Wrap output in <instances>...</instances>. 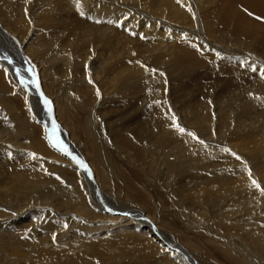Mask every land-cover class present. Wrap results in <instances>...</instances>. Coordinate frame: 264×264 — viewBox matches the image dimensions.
<instances>
[{
  "label": "bare ground",
  "instance_id": "bare-ground-1",
  "mask_svg": "<svg viewBox=\"0 0 264 264\" xmlns=\"http://www.w3.org/2000/svg\"><path fill=\"white\" fill-rule=\"evenodd\" d=\"M0 1L2 6L4 5L3 11L0 9L3 12L2 16L7 17L6 22L8 20L12 27L7 26L13 29L12 31L7 30L8 33L6 34L9 38L7 42L9 41L10 45H7L6 41L2 42V39L0 40V54L7 56L4 58H9V60H24V66L16 74L11 73L10 68L6 67L4 63L3 65L21 86L25 85L32 91L31 95L28 96V102H33L32 105L37 107V117L34 119L36 121L40 120L42 114L40 102L41 98H44V94L42 93V97L35 92V86L26 75L25 64L40 73L46 96L50 97L52 94L57 96V108H54V112L56 122L58 121L56 129L59 131L61 140L67 142L78 153V159H81L86 166L88 165L90 170V174H88L86 168L83 170L80 166L82 180H76L77 175L74 178L73 175L75 174L72 172L75 169H71L69 167L71 165H68L71 163H66V166H63L61 163L65 162L55 158L43 140H33L31 137L34 136H31L32 134L29 132L26 133L28 128L25 126L28 123H25L23 118H15L11 114L15 110L13 111L5 94L7 87L6 80H4L6 70H4L5 68L3 69L4 72L0 70V91L4 92L0 94V99L5 106L4 112L11 115L10 117L7 116L5 120L8 123H15V125L11 124V128L18 129L19 137L23 138V142L17 140L16 143H23L35 151L53 155L51 158L41 161V159L39 160L40 156L34 158L26 152L25 154L15 153L4 140V138L8 139L7 134L10 127L5 132L0 130V258L5 261L7 258L14 259L17 264H30V257L33 261L37 256L38 258H47L62 255L65 256L64 259L58 258L61 264H76V255L81 253L84 258L83 264H93L90 261V258L93 257L88 256H95V254L101 258L104 257L103 264H105V253L99 254L103 250L100 251L99 246L93 245L92 241L90 244L87 243L85 234L98 232L99 229L103 230V227L106 226L105 223H108V227L110 226L109 219H116L119 224L126 227L124 228V237L127 236L134 241L137 240L136 238H140V241L144 242L146 237H137L131 227L128 229V222L126 221V219L141 218L139 221H144V226L150 228H148L147 234L153 235L155 240L158 236L160 242L166 244L169 249L179 251L182 254L181 257L190 258L188 260L190 263L215 264L211 263L207 256L199 252L188 251L173 241L174 238L176 240L175 235L169 236L170 231L161 230L160 227L155 226L152 218L147 213L146 215L143 213L145 210L142 212L135 209L136 207L131 208L138 205H135L136 202L134 201L140 199L146 201L148 199L149 207L152 209V202L149 198L154 196L155 189L159 191L157 192L159 202H162V205L165 204L161 211L162 220L159 223L161 226L167 223L163 217L173 223L174 221L179 222L186 229L185 232L180 230L182 233L180 237L183 238L181 241L185 242L186 245H190L185 239L188 232L192 231L190 232L191 235L195 236L194 234H199L201 227H203L204 233L213 235L218 241L226 242L229 248L225 249V253L232 259V261L229 260L231 264H244L240 262V256H244L243 254L247 253L250 248L243 247V244H239L237 241L238 239L232 242L231 238L221 235L217 229L208 226L207 223L203 226V220H198L199 218L195 214L190 213L191 209L187 211L184 209L185 207H182L190 200L193 205L202 207L204 204L202 197L209 198L208 200L215 198L220 201L223 198L228 197L229 200V197H232L229 200L232 208L227 210L225 214L233 215L231 220L233 225L247 221L245 227L248 229L244 226L241 229L238 226L235 228L237 227V231L241 234L248 233L247 238L250 242L251 238L253 239L252 247L264 258V227L259 223L262 216L258 212L259 208L264 207V169L260 176L256 173L254 166L251 165V161L247 164L248 167H243L241 164L242 161H246L244 158L251 157L256 163L260 160L257 166L261 168L263 166L261 161H264V119L253 122L255 115H258L255 113L252 118L250 117L251 121L247 122V117L252 114L251 112L255 111L254 109L259 110V107L264 105V77L261 76V69H264V59L259 55L262 54L261 52L264 53V0ZM16 7L22 12L24 10L25 15L23 13L16 15ZM206 10H209L210 21L208 24H204V27H208V29L204 31L205 29L199 25L197 29L192 28L194 24L191 21L194 18L198 20L201 13ZM81 12L84 14L81 15ZM258 17L260 19H257ZM39 20L41 30H37ZM218 21L225 28L223 32L216 30L215 22ZM125 28L131 32H125ZM1 35L5 36V34ZM155 43L160 46L154 48ZM10 47L13 49L10 50ZM156 48H158V52ZM249 49L254 53H251ZM255 51H259V54H256ZM15 52L16 56L14 55ZM106 52L107 56L105 55ZM21 54L25 57H21ZM118 56L126 61L123 62L122 66L118 64V61H121L117 60L119 59ZM105 61H109L111 67H108ZM8 62L15 71L17 66L10 61ZM96 63L99 66L94 68ZM172 64L174 67L178 64H197L208 67V70L218 65L229 67V78H226L229 83L227 84L235 85V89L239 88V91L231 94V97L240 93L237 97L249 96L250 98L240 102L235 101V98L233 102L223 98L224 100H218L221 103L215 105L214 110H212L214 105L206 103L203 112L197 110L193 112L192 116L187 114L188 117L197 119L196 122L198 123L194 125L197 130H194L188 127L191 126L190 124H183L178 115V110L173 106L174 103L171 99L173 89L170 84L167 86V82L170 83L171 73L176 71V69L173 71ZM158 66L160 67L158 68ZM253 67L256 69L255 74L252 70ZM233 71L237 72V75L230 78ZM110 76L111 79L108 78ZM175 76L178 75L175 74ZM12 77L10 76V78ZM179 82L181 83V81ZM71 88L81 92L84 98L89 95L91 102L89 109H87L89 102L81 105L83 101L77 98L79 96L74 97V94L72 95L73 92L69 90ZM174 88L176 89V87ZM145 89L148 90L145 91ZM128 93H131L132 96H129ZM95 95L103 96V99L100 97L102 104L107 101L115 107L126 103L127 106L124 111L133 108L135 100H137L134 112L128 114L130 115L131 128L134 131L126 132L125 121L122 124L119 122L113 125L115 121L111 120L113 123L110 129L107 128L108 126L106 127V124L103 127L104 125L99 122L100 120L96 121L92 115L96 113L100 115L102 111L98 107L97 112L95 111L94 102L95 99H98L94 97ZM149 97L151 102H148ZM70 100L76 102V107H81L79 108L80 111L74 112ZM141 102L145 103V107L150 111L149 117L144 116L145 113L142 112L144 108L138 107V104L142 105ZM154 102L158 104L157 109L154 107ZM233 104H238L243 108V115L238 113L233 117L232 112L227 110ZM248 104H250L249 107L246 106ZM62 113H65V119L60 116ZM111 114L108 115L109 118ZM184 114L186 115V113ZM103 115L102 120L104 121L105 113ZM58 116L62 118V122L65 121V125H59ZM122 117L124 118V116ZM47 120L50 122L48 118ZM105 121L107 122V120ZM233 122H235V128L231 131L234 126ZM181 128L184 129L183 132L179 130ZM215 132L220 135L217 134L216 138L213 139V136L216 135ZM129 134L138 143L139 141L149 142V148L146 146L144 149H139V154L150 153L149 158L153 157L157 162L156 168L153 170V180H157L149 183L153 189L147 185V189L142 191L145 188V183H148L151 178L142 175L140 169L142 162L137 163L136 157L112 158L117 156V151H121L122 155L125 154L126 144L132 143L130 136H127ZM258 134L261 137L256 145L253 143L252 135L257 138ZM19 137H16L15 140ZM245 138L249 139L248 143H238L237 146L229 144V141L237 139L243 141ZM76 141H84L85 145L81 146ZM243 150L246 151L245 155L242 153ZM38 151L36 152L38 153ZM169 157L173 158L172 163L169 162ZM65 159L67 160V158ZM68 160L71 161V159ZM145 165H148V162ZM152 165L154 166V163ZM222 165L225 166L222 167ZM124 167L127 168V172H125ZM55 172L66 178L68 175L69 179H64L65 181L58 179L60 175ZM74 172L76 173V171ZM178 175H185V177L192 175V177L199 178L201 185H194L193 192L196 195L194 199L185 196L188 194H185V191L178 194L177 180H172L174 176L177 177ZM118 181L120 185L117 186L116 182ZM253 181H256V184H253ZM85 183L88 188L85 187ZM94 183L99 184V188L102 190L98 189L97 191V186H94ZM79 184H83L84 187ZM163 185H166V189ZM190 185L192 186V183ZM175 189H177V193H174L176 196H172ZM98 196L105 200L106 206L119 213L110 212L112 215H108L105 211V203H99ZM132 197L134 200L131 199ZM91 199L99 208L93 204ZM166 202H170L173 207L175 206L171 212L167 211ZM223 202L225 201L223 200ZM32 216L36 218L32 219ZM122 222H126V224ZM109 234L115 235L116 233ZM236 235L240 236L237 233ZM82 236L84 238H81ZM74 237L80 240L78 243L76 242L77 245L69 241ZM207 237L209 238V236ZM55 243H60L58 245L62 244L61 246L64 247L58 246L60 247L58 248ZM18 247L25 250L23 252L17 250ZM122 254L118 253L120 256ZM34 255L35 257H33ZM175 255L173 256L175 257ZM129 256L131 259L132 256ZM173 256H162V261L166 262L168 257L170 259ZM115 258L117 257L115 256ZM4 260L0 264H3ZM263 262L264 260L258 263L250 259L248 264H263ZM55 264L59 263L56 262Z\"/></svg>",
  "mask_w": 264,
  "mask_h": 264
},
{
  "label": "rangeland",
  "instance_id": "rangeland-1",
  "mask_svg": "<svg viewBox=\"0 0 264 264\" xmlns=\"http://www.w3.org/2000/svg\"><path fill=\"white\" fill-rule=\"evenodd\" d=\"M204 1V0H203ZM0 4H1V6H0V9L3 11V9H4V5L2 6V2L0 1ZM16 11H18V12H16L15 11V13H16V15H18L19 13H23L24 14V10H23V12H22V10H20L19 8H17L16 7ZM206 9V8H205ZM241 9L244 11V9L241 7ZM1 10H0V40L2 41V42H7V40H9V38H8V36H6V34L8 33L7 32V30H13L11 27H12V25L10 24V23H8V20H7V22H6V19H7V17L4 15V17H5V20H4V17L2 16V13L3 12H1ZM21 12H20V11ZM209 10H206V11H204L203 13H201V17L197 20L196 18H194L193 19V21H191L194 25L192 26V28H196L197 29V26L199 25V27H201L202 26V28H204L205 30L204 31H206L207 29H208V27H204L205 25H206V23L208 24V22L210 21V17H209ZM205 16H204V15ZM208 14V15H207ZM251 14V13H250ZM25 15V14H24ZM3 18H2V17ZM2 18V19H1ZM196 19V20H195ZM202 20V21H201ZM204 20V21H203ZM3 21V22H2ZM197 21V22H196ZM201 21V22H200ZM4 22H6V24H4ZM12 23V22H11ZM198 23V24H197ZM201 23V24H200ZM197 24V25H196ZM205 24V25H204ZM11 26L10 28L8 27V26ZM39 25H40V20L38 21V26H37V30H41V25H40V27H39ZM215 27H216V30H219L220 32H223V30H225V28H224V26H223V24L220 22V21H218V22H215ZM40 28V29H39ZM4 29H6V30H4ZM120 30H122V29H120ZM125 30V32H131V31H129V29L127 30L126 28L124 29ZM1 34H5V36H2ZM128 34V33H127ZM3 37V38H2ZM5 39V40H4ZM2 44V43H1ZM7 45H10V42L8 41L7 42ZM12 45V44H11ZM158 45V46H157ZM156 45V43L154 44V48L155 47H159L160 45L159 44H157ZM13 46V45H12ZM118 47H120V45H118ZM11 49H13V47H10V50ZM158 48H156V50H157ZM252 49V48H251ZM251 49H249L250 50V52L251 53H254V51H252ZM20 50V49H19ZM91 50H93V48L91 47ZM157 52H158V50H157ZM256 52V54H259V51H255ZM262 54H259L260 55V57L262 56L263 57V59H264V53L263 52H261ZM15 56H16V52H15V54H14ZM105 55L107 56V52L105 53ZM1 56H3V57H1ZM0 70L1 71H3L4 72V70H6V72H5V74H6V76H5V79L4 80H6V88H5V94H6V98H7V100H8V102L11 104V106H12V108H13V111H14V113H12L11 112V114L15 117V118H23V120H24V122L25 123H28L27 124V126H25L26 128H28V130H27V132L26 133H28L29 132V134H32L31 136H34V137H31L33 140H36V139H41V140H43V142L48 146V148H49V151H51L53 154H54V157L55 158H57V159H59V160H61V161H63V162H65V163H61V164H63V166H66V163L68 164V163H71V164H68V165H71V166H69V167H71V169H75L74 171H76V173L74 172V171H72L73 172V174H75V175H73L74 176V178L76 177V175H77V177H76V180H78L79 181V179L80 180H82L81 178L82 177H80V176H82V175H80V174H82L81 172H80V170H79V168L77 167V166H75V163L71 160V161H69L68 159V157L65 155V157H64V154H62L61 152H59L57 149H55V148H53L50 144H49V141H48V139H47V136H46V133H45V131H46V127H45V125L47 124H49V122H48V120H47V118L49 119V116H48V113L46 112V110H45V107H44V103H43V98H41L42 100H41V109H42V114H41V117H40V120L39 121H36V120H34V119H36V110H37V107H35L34 106V104L32 105V103H30V101L28 102V96L29 95H31V93H32V91L30 90V89H28L25 85H20L19 83H18V81H17V79L16 78H14V76L11 74V73H17V72H19L20 70H21V68L19 67V66H21V65H23L24 66V60L23 61H13L12 59H10L9 60V58H4V57H7V56H4L3 54H0ZM21 57H25V56H23L22 54H21ZM117 58H119V59H117V60H121V61H118L119 63V66H122L126 61L125 60H123V58L121 57V56H118ZM27 60V59H26ZM2 61V62H1ZM8 61H10V62H12L15 66H17V67H15V71L13 70V67H12V65H10L9 64V62ZM15 62H16V64H15ZM19 62V63H18ZM106 62V65L108 66V67H111V64L109 63V61H105ZM122 62V63H121ZM124 62V63H123ZM128 62H130V61H128ZM256 62H258V61H256ZM3 63L6 65V67H9L10 68V71H11V73H10V71L5 67V65H3ZM23 63V64H22ZM259 63V62H258ZM20 64V65H19ZM121 64V65H120ZM129 64V63H128ZM181 65V67H179V66ZM176 67H174L173 66V64H172V66L174 67V69H173V71L176 69V71H175V73L174 72H172L171 73V79H170V83L169 82H167V86H168V84H170V86L172 87V96H171V99H172V102L174 103L173 104V106L175 107V109L176 110H178V115H179V117L181 118V120H182V122H183V124H185V125H188V124H190L191 126H188V127H191L192 129H194V130H197V127L196 126H194V125H196L198 122H196L197 121V119L196 118H190V117H188L187 116V114L188 115H190V116H192V114H193V112L194 111H200V112H203V110H204V106L206 105V103L208 104V103H210L211 105H214V107H213V109L212 110H214V108L216 107L215 105H218L219 103H221V102H219L221 99H228L229 101H231V102H233L234 101V98H235V101H238V102H240V101H242V100H249V96H243V97H237L238 96V94H240V93H238L235 97H231V94H233V93H237L238 91H239V88H237V89H235V85H229V84H227V83H229L228 82V80L226 79V78H229V75H228V69H229V67L228 68H226V67H224V66H222V65H218V66H214V67H212V68H210L209 70H208V67H206V66H202V65H197V64H192V65H188V64H178ZM207 65H209V64H207ZM22 66V67H23ZM89 66V65H88ZM97 66H99V64L98 63H96V65L94 66V68L95 67H97ZM188 66V67H187ZM194 66V67H193ZM210 66V65H209ZM264 66V65H263ZM25 67H27V68H29V66L28 65H26L25 64ZM160 66H158V68H159ZM5 68V69H4ZM19 68V69H18ZM184 68V70H182ZM243 68V67H242ZM4 69V70H3ZM40 69V68H39ZM41 71V70H40ZM181 71H183V72H181ZM185 71V72H184ZM187 71V72H186ZM221 71H222V75H223V77H222V75H221ZM26 72H27V70H26ZM10 74V76L13 78H10V76H9V74ZM180 73V74H179ZM182 73V74H181ZM184 73V74H183ZM253 73L255 74V72L253 71ZM174 74V75H173ZM175 74L176 75H178V76H175ZM216 74V75H215ZM26 75L28 76L29 75V72H27L26 73ZM183 75H184V77H183ZM235 75H237V72H235V71H233L232 72V74H231V76H230V78H233V77H235ZM109 76V75H108ZM153 76V75H152ZM175 76V77H174ZM180 76H182V77H180ZM220 77V78H219ZM225 77V78H224ZM28 78H29V76H28ZM108 78H110L111 79V76L110 77H108ZM155 78V77H154ZM169 79V78H168ZM108 80V79H107ZM14 81V82H13ZM173 81H174V83H175V85H172V84H174L173 83ZM176 81H178V82H176ZM179 81H181V83L179 82ZM41 82H42V86H43V81H42V77H41ZM252 82V81H251ZM32 83V82H31ZM178 83V84H177ZM183 83H184V85H183ZM232 84H235L234 82H231ZM177 84V85H176ZM181 86H182V88H181ZM22 87V88H21ZM67 87V86H66ZM174 87H176V89L174 88ZM226 88H229V89H226ZM241 88H243V87H241ZM25 89V90H24ZM21 90V91H20ZM71 92H73L72 93V95L74 96V97H76V96H79V97H77V98H79L81 101H83L82 102V104L81 105H84V103H88L87 104V109H89L90 107H91V105L89 106V104L91 103L90 102V98H89V95H86V97L85 98H87V100H85V98H84V96H83V94L81 93V92H78L77 91V89H69ZM73 90V91H72ZM146 90H148V89H145V91ZM175 91V92H174ZM42 92H43V94L44 95H47L45 92H44V89H43V87H42ZM177 92V93H176ZM189 92V93H188ZM4 92H2V91H0V94H3ZM78 93H80V94H78ZM26 94V95H25ZM128 95L129 96H132V94L131 93H128ZM158 95H160V93H158ZM167 95V94H166ZM35 97H36V95H34ZM181 96V97H180ZM81 97V98H80ZM95 98L97 97L98 99H95L96 101L94 102V106H95V111L97 112V107L100 109V111H102V114H100V115H98V113H96V114H93L92 115V117H94V118H96V121H98V120H100L99 122L101 123V124H103L104 126L103 127H105V124H106V127L108 128V129H110L111 128V124L113 123L112 121H115V123H113V125H115V124H117V123H123L124 121V123L126 124L125 125V129H126V132H129V131H134V129L133 128H131V125H130V123H131V120H130V115H128V114H131L132 112H134V109H135V107H136V102H137V100H135V106L133 107V108H131V109H129V111L128 110H125L124 111V108H126V106H127V104L126 103H124V105L122 104V105H118V106H112L113 104L112 103H110V102H107L106 101V103H104V104H102V103H100L101 102V98L103 99V96H99V95H95L94 96ZM101 97V98H100ZM38 98V97H37ZM50 100H51V102H53L54 104H55V106H54V108L56 109L57 108V101H56V99H57V96L55 95V94H52L50 97H48ZM55 98V99H54ZM100 98V99H99ZM150 98V97H149ZM177 98V99H176ZM223 99V100H224ZM240 99V100H239ZM32 100V99H31ZM54 100V101H53ZM74 100L75 101H77V99H75L74 98ZM84 100H85V102H84ZM98 100V101H97ZM176 100V101H175ZM219 100V101H218ZM74 101V102H75ZM12 102V103H11ZM62 102V101H61ZM70 102H71V105H72V109L74 110V112L75 111H80L79 110V108H81V107H76V102L74 103L72 100H70ZM148 102H151V98H150V100L148 101ZM140 104H142V105H139L138 104V107L139 108H141V109H143L144 108V110H142V112L144 111V116H147V117H149V112L150 111H148V109H147V107H145L146 105H145V103L143 104L142 102L140 103ZM180 104V105H179ZM182 104V105H181ZM98 105V106H97ZM106 105V106H105ZM157 103L156 102H154V107L157 109ZM23 106V107H22ZM59 106H60V104H59ZM121 106V107H120ZM125 106V107H124ZM177 106V107H176ZM247 107H249L250 106V104H248V105H246ZM4 104H3V102H2V100L0 99V130L2 129L3 130V132H5L7 129H8V127H10V129L8 130V132L10 133L11 131H13V132H11L9 135L7 134V137H8V139H6V138H4V140L6 141V144L8 145V147L10 148V149H13L14 150V152L15 153H18V154H25V152L26 153H29V154H31V156H33V154H35V158H37V156L39 157V160L41 159V161L42 160H46V159H48V158H51L53 155H51V154H48L47 152H45V153H47V154H45V153H42L41 151H38V150H36V151H38V153L34 150V149H32V147L30 148V147H27L26 145H23V143L22 144H17L16 143V141L18 140V141H22L23 142V138L22 137H19V133H18V129H16V128H11V124L12 125H15V123H8L6 120H5V118L8 116V117H10L11 115H10V113L9 114H7V113H5L4 112ZM73 107H75V108H73ZM183 107V108H182ZM188 107V108H187ZM77 108V110H75ZM115 108V109H114ZM186 108H187V110H186ZM260 109L258 110V109H254L255 111H253V112H251L252 114H250L248 117H247V122L250 120L251 121V118H252V115L253 114H258V115H255L256 117L253 119V122H256L257 120L258 121H263V119H264V105L262 104L260 107H259ZM263 108V109H262ZM117 109V110H116ZM133 109V110H132ZM194 109V110H193ZM218 109V108H217ZM231 109V110H230ZM230 109H227V110H229V111H231L232 112V115H233V117H235V115L236 114H238V113H241L242 115H243V108H241L238 104L236 105V104H233L231 107H230ZM22 110V111H21ZM236 110V111H235ZM31 111V112H30ZM105 111V112H104ZM121 111V112H120ZM131 111V112H130ZM182 111H183V113H182ZM186 111V112H185ZM235 113H234V112ZM152 112H153V109H152ZM188 112V113H187ZM105 113V120H107V122L104 120H102L103 119V114ZM111 113H113V114H111ZM184 113H186V115L184 114ZM190 113V114H189ZM109 114H111L110 115V118H109ZM124 116V118L121 116ZM126 114V115H125ZM262 114V115H261ZM16 115V116H15ZM119 115H120V117H119ZM128 115V116H127ZM60 116H62L64 119H65V113H62ZM60 116H58V120H60L59 121V125H65V121L64 122H62L63 120H62V118H60ZM215 116V115H214ZM35 117V118H34ZM107 117V118H106ZM151 117H153V116H151ZM245 118H246V116H244ZM251 117V118H250ZM258 117V118H257ZM55 118H56V116H55ZM127 118H129V119H127ZM186 118V119H185ZM202 118V117H201ZM257 118V119H256ZM34 121H32V120ZM67 119V118H66ZM124 119V120H123ZM190 119V120H189ZM112 120V121H111ZM130 122H129V121ZM187 120V121H186ZM215 120V119H214ZM255 120V121H254ZM101 121H103V122H101ZM191 121V122H190ZM58 122V121H57ZM190 122V123H189ZM194 122V123H193ZM236 122H237V120H236ZM8 123V124H7ZM186 123H188V124H186ZM235 124V122H233V125ZM193 125V126H192ZM38 127H39V129H38ZM194 127V128H193ZM195 127H196V129H195ZM67 128V127H66ZM213 129H217L216 127H212ZM234 128H235V125L231 128L232 130L231 131H233L234 130ZM249 128V127H248ZM125 129H124V132H125ZM67 130H68V128H67ZM123 131V130H122ZM214 133V132H213ZM216 133V132H215ZM131 134H133L132 132H131ZM131 134H129V135H127L128 137L130 136V138L132 139V143H130V144H126V151H125V154L124 155H122L121 154V151H117V156H113L112 158H114V159H120V158H123V157H128V156H130V157H132V158H135L136 160H137V163L139 162V161H141L142 163H141V168H140V166H139V168L141 169V172H142V175L143 176H146L147 178H151V179H149V181H148V183H145V185H144V187L145 188H143V192L145 191V189H147V185L148 186H150L152 189H153V187L151 186V185H149V183L151 182V181H156L157 179H154L153 180V170H155V165L157 164V162H155V160L153 159V157H150L149 158V154L150 153H142L141 155L139 154V149H144L146 146H147V148H149L148 147V143L149 142H147V143H143L142 141H139V143H138V141H136L135 139L133 140V138H132V136H131ZM217 134H219V133H216V135L215 136H213V139H215L216 138V136H217ZM241 134V133H240ZM28 135V134H27ZM220 135V134H219ZM19 137L18 139H16L15 140V138L16 137ZM254 135H252V140H253V143L254 144H258L259 143V140H260V135L258 134L257 135V138H254L253 137ZM10 139V140H9ZM72 139H75V138H72ZM130 139V140H131ZM237 140H240V141H237ZM237 140H234V141H229V144L231 145V146H237V145H239V144H245V143H248V141H249V139L248 138H245L243 141L241 140V139H237ZM74 141V140H73ZM237 141V142H236ZM25 142H27V141H25ZM76 142H79L80 144H81V146H84L85 145V142L84 141H76ZM239 143V144H238ZM150 146V145H149ZM54 150V151H53ZM142 151V150H141ZM146 152H148L147 150H146ZM56 153H58L57 155H56ZM127 153V154H126ZM242 153L245 155V153H246V151L245 150H243L242 151ZM147 156H146V155ZM262 154V153H261ZM43 155V156H42ZM139 155V156H138ZM144 155V156H143ZM45 156V157H44ZM47 156H49V157H47ZM56 156H58V157H56ZM62 156V157H61ZM80 156V155H79ZM44 157V158H43ZM147 157V158H146ZM43 158V159H42ZM65 158H67V160L65 159ZM171 157H169L168 159L170 160H168L170 163H172L174 160H173V158H171ZM264 158V157H263ZM151 159H153L152 161H151ZM246 161H242L241 162V164H242V166L243 167H248V163L251 161V165L252 166H254V168H255V170H256V173L257 174H259L260 176H261V171L264 169V161H261V162H263V166L261 167V168H259L258 166H257V164L259 163V161L256 163V162H254V159H252L251 157L250 158H244ZM146 162H148V165H145V163ZM150 163V164H149ZM154 163V166L152 165ZM74 164V165H73ZM143 164V165H142ZM75 167H73V166ZM152 166V168H151V166ZM81 166V168L83 169V168H86V172L88 173V174H90V170H89V167H88V165L86 166L85 165V167H84V165L82 164V165H80ZM146 166V167H145ZM225 165H222V167H224ZM258 167V168H257ZM88 169V170H87ZM149 169H150V171H149ZM84 170V169H83ZM124 170H125V172H127V168L126 167H124ZM79 171V172H78ZM250 171H251V169H250ZM71 172V173H72ZM56 173V172H55ZM67 173V172H66ZM57 175H60V176H58V179H62L63 181H65V180H67V178L69 177L68 175H67V178L65 177V176H61V174H59V173H56ZM79 176V177H78ZM181 176V177H180ZM178 175L177 177H173L172 178V180H177V189H178V194H180L181 192H184L185 191V194H187V195H185V196H187V197H189V198H195V193L193 192V190L195 189L194 188V185H201L200 184V181H199V178L198 177H192V175L190 176V175H186V177H185V175L184 176H182V175ZM61 177V178H60ZM63 177V178H62ZM78 178V179H77ZM185 178H189L188 180L187 179H185ZM192 178V179H191ZM65 179V180H64ZM69 179V178H68ZM172 180H170V182H172ZM190 180V181H189ZM107 183V182H106ZM117 183V186L118 185H120L119 184V181L118 182H116ZM144 183V182H143ZM182 183V184H181ZM192 183V186L190 185ZM172 184V183H171ZM188 186H187V185ZM80 185V184H79ZM83 184H81L80 186L81 187H84V185H85V187L86 188H88L87 187V184L85 183L83 186H82ZM264 185V184H263ZM94 186H97V191H98V189H101V188H99V184L97 185V183H94ZM111 186V185H110ZM185 186H186V188H185ZM191 186V187H190ZM163 187L165 188L166 187V185H163ZM111 188V187H110ZM121 188V187H120ZM117 189L119 190V187H117ZM121 189H123V188H121ZM120 189V190H121ZM166 189V188H165ZM177 189H175L174 190V192L171 194L172 196H176L175 194L177 193ZM183 189H185V190H183ZM190 189V190H189ZM102 190V189H101ZM110 190V189H109ZM156 191L153 193V195L155 196H150V198H149V200L152 202V209H151V207H149V201H148V199H146V201L144 200L143 201V199H138L139 201H134V202H136L135 203V205L136 204H138L137 206H132L131 208H135V209H137V210H141L143 213H145V215H146V213H147V215H149V217L150 218H152L151 220H153L154 221V223H155V226H157L158 228L160 227L161 228V230L163 229V230H167V231H170L169 233H171L169 236H172V234L173 235H175V237H176V240H175V238L174 239H172L173 241H175L177 244H179L180 246H182L183 248H185L186 250H188V251H191V252H199V253H201L202 255H205V256H207L208 258H209V260H211V263H215V264H231L230 262H229V260L230 261H232V259H230L229 257V255L227 254L226 255V253H225V249H228L229 248V246L226 244V242L225 241H218L213 235H209V234H206V233H204L203 232V227H201V230H200V233L199 234H194L195 236H192L191 235V233L190 232H192V231H190V232H188V236L186 235V240H188L187 242H189L190 243V245H186L185 244V242H182L181 240L183 239V238H181L180 236L182 235V233L180 232V230H182L183 232H185L186 231V229L183 227V226H181V224L178 222H176V221H174V223L173 222H171V221H169L168 219H166V218H164L163 217V219L165 220V221H167V223L166 224H164L163 226H161L159 223L161 222V220H162V217H161V211H162V209L164 208V205H162V202H159V198H158V194H157V192H159V191H157V189H155ZM111 191V190H110ZM176 191V192H175ZM95 193L97 194V192H96V190H95ZM175 193V194H174ZM189 195V196H188ZM155 199H153V198ZM98 198V201H99V203H105V200L104 199H102V198H100V196H98L97 197ZM156 198H158V199H156ZM168 198V197H167ZM176 198V197H175ZM179 198V197H178ZM203 199V201H204V204H203V206L202 207H200V206H198V205H193V202L190 200L188 203H185L182 207L184 208V209H187V211H189L190 209V213H192V214H195V216L197 217V218H199L198 220H200V221H202L203 222V226H204V224L205 223H207L208 224V226H213L215 229H217V231L218 232H220V234L221 235H225V237H227V238H231V241L232 242H234L235 240H237V241H239V244H243V247H245V248H247V249H249L248 251H247V253H245V254H243L244 256H240V262H243L244 264H248V261L250 260V259H252V261H255V262H262V260H264V258L262 257V255L260 254V253H257L256 252V250H255V248H253L252 247V238H251V242H250V240L247 238V236H248V233L247 232H244L243 234H241V232L239 233V231H237V227L235 228V226H238L240 229H241V227L243 228V226L245 227L246 225H245V223L247 222V221H241V222H239L238 224H235V225H233L234 223H233V221H231L232 220V217H233V215L232 216H228L227 214H225V212L227 211V210H229V209H231L232 208V204H230L231 203V201H229V200H231L232 199V197H229L230 199L228 200V197L227 198H223L221 201L219 200V199H215V198H212L211 200H208L209 198H206V197H202ZM132 200H134V198L132 197L131 198ZM226 199V200H225ZM92 200V199H91ZM131 200V201H132ZM223 200L225 201V202H223ZM141 201V202H140ZM161 201V200H160ZM215 201V202H214ZM227 201V202H226ZM92 202H93V200H92ZM139 202V203H138ZM155 202V203H154ZM192 202V203H191ZM211 202V203H210ZM145 203V204H144ZM158 203V204H157ZM93 204L97 207V208H99L94 202H93ZM109 204V203H108ZM148 204V205H147ZM220 204H221V206H220ZM259 204V203H258ZM111 205V204H110ZM159 205V206H158ZM191 205V206H190ZM192 205H193V207H192ZM227 205V206H226ZM113 206H115V205H113ZM141 206V207H140ZM147 206V207H146ZM186 206H187V208H186ZM188 206H189V208H188ZM196 206V207H195ZM138 207H139V209H138ZM157 207H159V208H157ZM195 207V208H194ZM199 207V208H198ZM142 208V209H141ZM166 208L168 209L167 211L168 212H171L174 208H175V206L173 207V206H171V203L170 202H166ZM210 208V209H209ZM225 208H226V210H225ZM263 208V209H262ZM105 209H106V203H105ZM159 209V210H158ZM203 209V210H202ZM209 209V210H208ZM151 210H152V214H151ZM158 210V211H157ZM194 210H195V212H194ZM196 210H198V211H196ZM200 211H205V212H203V213H201ZM207 211V212H206ZM148 212H150V213H148ZM198 214H197V213ZM222 212V213H221ZM258 212H260V214H261V216H262V219H261V221L259 222L260 223V225L261 226H263L264 227V207H261V208H259L258 209ZM104 214V213H103ZM107 214L108 215H112L110 212H108L107 211ZM115 214H117V213H115ZM263 214V215H262ZM125 215V214H124ZM158 215H159V217H158ZM257 215V214H256ZM114 216H117V215H114ZM152 216V217H151ZM153 216H154V219H153ZM258 216V215H257ZM33 217V216H32ZM31 217V218H32ZM132 217V216H131ZM130 217V218H131ZM158 217V218H157ZM203 217V218H202ZM36 217H33L32 219H35ZM205 218V219H204ZM89 219V218H88ZM100 219H102V218H100ZM103 219H105L104 217H103ZM141 218H136V219H126V221L128 222V229L131 227V230L135 233V234H137L136 236L137 237H139V236H141V237H146V240L144 241V242H141L140 241V238H136L137 240H133L132 238H128L127 236H125L124 237V233H125V230H124V228H126V227H123L124 225H121V224H119V222H118V220H116V219H109V221L108 222H110L109 223V225L111 226H107V224L108 223H105L106 224V226L108 227H103V230L102 229H99V231L98 232H92V233H89V234H85V241H87V243H91V241H92V244L93 245H96L97 247H98V249L100 250V251H102V252H100L99 254H101V253H105V264H170V263H172V264H195V262H192V263H190L188 260L190 259V258H184V257H181L182 256V254L179 252V251H177V250H174V249H169V247L166 245V244H162L161 242H160V239L158 238V236H157V239L155 240V239H153V235H149V234H147L148 233V228L149 227H145L144 226V221H139ZM207 219V220H206ZM114 220V221H113ZM25 222H27V221H25ZM111 222H113V223H111ZM122 223H124V224H126V222H122ZM135 225H134V224ZM170 223V224H169ZM230 223V224H229ZM19 224H21V221H19ZM140 226V227H138V226ZM102 226H104V225H102ZM117 226V227H116ZM136 226V227H135ZM119 227H121V228H119ZM156 227V228H157ZM157 228V229H158ZM184 228V229H183ZM245 228H247L248 229V227H245ZM117 229V230H116ZM121 229H122V231H121ZM150 229V228H149ZM239 229V230H240ZM102 230V231H101ZM116 230V231H115ZM145 230V231H144ZM230 230V231H229ZM235 230V231H234ZM107 233L106 235H105V232ZM121 231V232H120ZM124 231V232H123ZM147 231V232H146ZM234 231V232H233ZM123 232V233H122ZM157 232V230L155 231V233ZM232 232V233H231ZM249 232V231H248ZM109 233H112V234H114V233H116L115 235H111V234H109ZM178 233V234H177ZM195 233H197V232H195ZM234 233V234H233ZM236 233L237 234H240V236L239 235H236ZM99 234V235H98ZM158 234V233H157ZM82 235H84V234H82ZM97 235V236H96ZM101 235V236H100ZM167 235H168V233H167ZM197 235V236H196ZM89 236V237H88ZM153 236V237H152ZM169 236H167V238H170ZM184 236V235H183ZM207 236H209V238L207 237ZM38 237H41V236H38ZM95 237V238H94ZM97 237V238H96ZM104 237H106L105 239H104ZM108 237V238H107ZM127 237V238H126ZM188 237V238H187ZM189 237H191V238H189ZM81 238H84L83 236L81 237ZM80 238V239H81ZM114 238H116V239H114ZM244 240H243V239ZM68 239V238H67ZM69 239H71L70 237H69ZM74 239H75V241H74ZM104 239V240H103ZM118 239V240H117ZM215 239V240H214ZM53 240V239H52ZM115 240H117V241H115ZM122 240V241H121ZM125 240V241H124ZM234 240V241H233ZM69 241H72V243H74V245H77V243L80 241V240H78V239H76L75 237L74 238H72V240H69ZM97 241V242H96ZM99 241V242H98ZM199 241V242H198ZM77 242V243H76ZM116 242V243H115ZM131 242V243H130ZM136 242V243H135ZM108 243V244H107ZM119 243V244H118ZM130 243V244H129ZM161 243V244H160ZM58 244H60V243H55V245H56V247H58V246H61V245H58ZM115 244H117V245H115ZM143 244V245H142ZM46 245V244H45ZM115 245V246H114ZM137 245H139V246H137ZM145 245V246H144ZM47 246V245H46ZM227 246V247H226ZM61 247H64V246H61ZM119 247V248H118ZM126 247V248H125ZM134 247H135V249H134ZM163 247V248H162ZM225 247V248H224ZM58 248H60V247H58ZM113 248H116V249H113ZM133 248V249H132ZM146 248V249H145ZM158 248V249H157ZM195 248V249H194ZM55 249H57V248H55ZM117 249H119V250H117ZM142 249V250H141ZM148 249V250H147ZM190 249V250H189ZM17 250H22V248L20 247H18V249ZM25 249L23 248V250H22V252L24 251ZM123 250V251H122ZM128 250V251H127ZM162 250V251H161ZM126 251H127V253H126ZM22 252H20V253H22ZM60 252V251H59ZM149 252V253H148ZM118 253H123L121 256L122 257H124V258H122L120 255H118ZM132 253V254H131ZM139 253V254H138ZM160 253V254H159ZM164 253V254H163ZM165 253H166V255L167 256H173V255H175V257L173 256V258H171L170 257V259H169V257L167 258V260L168 261H166V262H163L162 261V256H165V257H167L166 255H165ZM170 253V254H169ZM179 253V254H178ZM135 254V255H134ZM79 255V256H78ZM78 255H76L77 256V258H75V263L76 264H83V262L82 261H84V258L82 257V255H81V253H79ZM129 255H131L132 257H131V259H130V256ZM253 255V256H252ZM88 256V255H87ZM115 256L117 257V258H115ZM179 256V257H178ZM222 256V257H221ZM33 257H35V255L33 256ZM88 257H93V258H90V261L93 263V264H103V262H104V257H99V255H97L96 256V254H95V256L94 255H92V256H88ZM246 257V258H245ZM58 258H60V259H64L65 258V256H62V255H60V256H57V257H54V256H49V257H47V258H44V257H39L38 258V256L37 257H35L34 259H33V261H32V259H31V257H30V264H55L56 262H58L59 264H61V262H60V260L58 259ZM107 258V259H106ZM176 258H178L177 260H176ZM181 258V259H180ZM248 258V259H247ZM10 258H7L6 260L7 261H5L3 258H0V262H3V260H4V263L3 264H15L16 263V261L14 260V259H10ZM43 259V260H42ZM120 259V260H119ZM186 261H185V260ZM134 260V261H133ZM141 260V261H140ZM169 260H171V261H169ZM9 261V262H8ZM108 261V262H107ZM158 261V262H157ZM174 263H173V262ZM181 261V262H180ZM130 262V263H129ZM155 262V263H154ZM185 262H187V263H185ZM189 262V263H188ZM229 262V263H228ZM17 264V263H16ZM263 264H264V262H263Z\"/></svg>",
  "mask_w": 264,
  "mask_h": 264
},
{
  "label": "snow or ice",
  "instance_id": "snow-or-ice-1",
  "mask_svg": "<svg viewBox=\"0 0 264 264\" xmlns=\"http://www.w3.org/2000/svg\"><path fill=\"white\" fill-rule=\"evenodd\" d=\"M83 14H84V13L81 12V15H83ZM257 19H260V18L258 17ZM142 38H143V37H142ZM252 70H253V71H256V69H255L254 67L252 68ZM153 71H154V70H153ZM261 76L264 77V69H261ZM98 94H99V93H98ZM177 127H179V126L177 125ZM179 130H180L181 132L184 131V129H182V128L179 129ZM201 143H203V142L201 141ZM53 146H54V147H57L58 144H57V143H54ZM59 150H62V151H63L64 149H63L62 147H60ZM33 157L35 158V154H33ZM237 159H239V157H237ZM79 163H82V161H79ZM253 184H256V181H253ZM256 186L259 187V185H256Z\"/></svg>",
  "mask_w": 264,
  "mask_h": 264
}]
</instances>
